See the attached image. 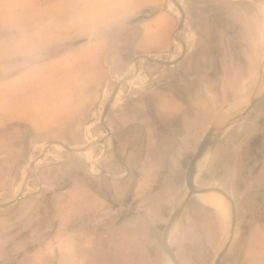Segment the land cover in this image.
<instances>
[{
  "label": "rangeland",
  "instance_id": "obj_1",
  "mask_svg": "<svg viewBox=\"0 0 264 264\" xmlns=\"http://www.w3.org/2000/svg\"><path fill=\"white\" fill-rule=\"evenodd\" d=\"M177 2L183 17L173 0H0V264H174L162 235L181 203L167 237L179 264L222 249L229 203L188 196L185 171L264 83V0ZM182 44L177 62L149 60ZM246 113L197 186L238 192ZM234 233L217 264H249L248 232Z\"/></svg>",
  "mask_w": 264,
  "mask_h": 264
},
{
  "label": "crops",
  "instance_id": "obj_2",
  "mask_svg": "<svg viewBox=\"0 0 264 264\" xmlns=\"http://www.w3.org/2000/svg\"><path fill=\"white\" fill-rule=\"evenodd\" d=\"M167 100L173 107H170L169 112L175 117L183 108V103L180 105L183 100L178 94H172ZM245 118L246 120L241 122L249 129L246 133L245 146L242 140L240 149L233 151L232 154L234 156L235 153L236 158L237 156L241 158L240 167L237 168L234 164L229 171L235 173L237 180H240L238 192L235 195L231 194L239 207L237 211L240 219L235 223V233L241 235L242 230L248 232L247 241H244L247 250L243 261L249 264H264V222L257 216L263 211L264 201V95L249 109ZM223 138L220 136L214 145L215 148L221 142H225ZM222 189L231 193L225 188Z\"/></svg>",
  "mask_w": 264,
  "mask_h": 264
},
{
  "label": "water",
  "instance_id": "obj_3",
  "mask_svg": "<svg viewBox=\"0 0 264 264\" xmlns=\"http://www.w3.org/2000/svg\"><path fill=\"white\" fill-rule=\"evenodd\" d=\"M173 2L176 4L178 9L180 10L181 15L183 17V11L181 9L180 4L177 2V0H173ZM182 46H183L182 53L180 54L179 57H177L173 61H161L159 59H149V60L153 61V62H160V63H165V64H171L173 62H177L185 55V45L182 44ZM261 85H263V86H261ZM262 91H264V83H262V84L261 83H257L256 87H254L251 96L248 98V101L246 102V104H245V106H244V108L242 110H240L235 115H233L228 121H226L220 127H218L216 125V123H213L209 127V129L207 130L205 135L203 136V138L200 141L196 151L192 155V157L189 160V162L187 164V167H186L185 184H186V187L188 188V194H187L188 196L191 193H194V192L205 191L207 189H214L217 192L221 193L225 197V199L228 201L229 207H230L228 239L224 243L222 249L219 251L217 256L212 260V262L210 264H217L218 263V261L220 260V258L224 254L225 250L227 249V247H228V245H229V243H230V241H231V239L233 237L235 223H236V211H235V204H234V201H233L232 197L229 195L228 192H226L221 187H217V186H197L195 184L194 177H195V174H196V171H197V164H198V161L202 158V156L205 153V151H207L208 149H210L211 147H213L215 145V143L220 138L222 133L227 128H229L231 125H233L236 121H238L255 104V102L259 99V95H260V93ZM114 94H115V92L112 93V97L111 98H113ZM108 107H109V103H107V105L104 108V111H103L102 116H101V120H103L104 116L106 115ZM57 142L60 143L61 145H63L68 150H77V149L71 148L70 146L64 145L61 141H57ZM7 204L8 203H0V206H5ZM182 206H183V204L181 203L172 212V214L170 215V217L168 219V222L166 224V227H165V230L163 232V235H162L163 247L165 248V250L169 254V256H170V258H171V260L173 261L174 264H179V262H178L177 258L175 257V255H174L173 251L171 250V248L168 246L167 237H168V233H169L170 227H171L175 217L177 216V214L181 210Z\"/></svg>",
  "mask_w": 264,
  "mask_h": 264
},
{
  "label": "bare ground",
  "instance_id": "obj_4",
  "mask_svg": "<svg viewBox=\"0 0 264 264\" xmlns=\"http://www.w3.org/2000/svg\"><path fill=\"white\" fill-rule=\"evenodd\" d=\"M263 13H264V11H263ZM264 18V17H263ZM141 57V56H140ZM262 76L264 77V73L262 74ZM262 82V81H261ZM262 84V83H261ZM248 95V94H247ZM243 97V96H242ZM246 97V96H245ZM242 101H247V100H242L241 98H238V100L236 101V104H235V106H234V108H233V110H232V112L236 109V107L239 105V103H241ZM242 104V103H241ZM243 105V104H242ZM245 105V104H244ZM238 108V107H237ZM242 108H243V106H242ZM241 107H240V109H238V110H241L242 109ZM235 112H237V111H234L232 114H234ZM207 152H208V150L207 151H205V153L203 154V156H202V158L198 161V164H199V162H200V164H201V161H203L205 158H206V154H207ZM205 163V162H204ZM203 164V163H202ZM216 192V193H215ZM219 192H217L216 190H214V189H207V190H205V191H198V192H194L193 193V196L194 197H199V198H205V199H213V200H217V201H219V202H217V201H211V202H213V203H217V204H219L220 206H222V205H224V208H227V200L225 199V197L221 194V193H219ZM221 198V199H220ZM223 203V204H222ZM222 204V205H221ZM219 205H216V204H212V206L214 207V208H216V210H219V211H222L221 209V207L219 206ZM223 207V206H222ZM174 222V221H173ZM174 228V227H173Z\"/></svg>",
  "mask_w": 264,
  "mask_h": 264
}]
</instances>
